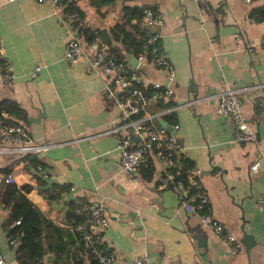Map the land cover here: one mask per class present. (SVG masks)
I'll use <instances>...</instances> for the list:
<instances>
[{"label": "crops", "instance_id": "0c3cea01", "mask_svg": "<svg viewBox=\"0 0 264 264\" xmlns=\"http://www.w3.org/2000/svg\"><path fill=\"white\" fill-rule=\"evenodd\" d=\"M263 3L113 0L96 13L86 0H74L88 27L99 30L115 22L122 4L162 13L163 21L154 29L174 78L168 82L148 62L141 64L139 74L144 85L158 81L172 87L166 102L174 108L157 121L177 125L172 133L183 156L198 171L211 215L240 242L238 251L229 254L197 215L179 207L172 190L162 184L161 179L170 173L167 167L177 171L179 156L171 154L164 161L149 158L153 165L149 178L139 173L147 158L133 172L121 169L114 136L105 132L121 119L118 108L104 95L105 77L88 67L92 44L81 38L78 57L69 65L63 59L67 35L51 5L0 0V45L14 74L9 87H0V102L13 105L30 139L48 144L31 156L50 177L41 178L43 184L36 186L34 163L26 160V164L15 161L9 170L17 186L30 185L26 197L65 230L54 250L44 249L41 264H93L87 245L70 231L66 217L68 203L78 200L101 206L108 223L93 231L105 251L126 262L141 255L147 264H264V208L255 203L264 193V170L249 169L258 158L264 160V104L256 100L259 94L264 97V86L238 96L254 141H234L227 119L215 112L220 87L264 84V47L246 52L231 36L236 31L243 39L261 35L264 20H254L250 10ZM111 44L122 49L117 42ZM187 100L194 101L183 105ZM161 108L149 101L148 110ZM52 184L64 188L46 200L38 188ZM6 216L7 210L1 209L0 255L5 264H18L15 242H7L2 226Z\"/></svg>", "mask_w": 264, "mask_h": 264}, {"label": "built area", "instance_id": "2783aa9c", "mask_svg": "<svg viewBox=\"0 0 264 264\" xmlns=\"http://www.w3.org/2000/svg\"><path fill=\"white\" fill-rule=\"evenodd\" d=\"M46 1L53 8L58 23L66 32L63 59L72 65L80 52L82 29L88 22L79 14L74 0H36ZM251 3L254 0H241ZM264 20V18L262 19ZM162 13L147 6H141L140 23L147 27L148 36L142 51L135 55L136 63L133 67L117 56L115 51L98 35H94L90 44L91 56L88 67L91 71L100 73L105 77L104 95L118 108L120 122L112 124L105 132L114 136V150L117 153L118 163L124 171H135L138 164L146 158L156 157L164 161L171 154L183 157V148L179 145L172 133L176 124H170L171 130L158 124L157 118L174 108L171 104L159 110H148L149 101L158 100L166 103L172 94V87L158 81L143 84L139 68L142 63L150 65L163 72L165 79L170 82L174 78V69L168 61L167 55L158 45L159 32L154 28L161 25ZM234 42L242 43L246 52L256 47H264V31L253 39H243L240 32L232 35ZM14 74L10 61L4 56L0 45V87L7 88L13 82ZM263 83H252L242 87H220L215 94V112L227 119L229 132L234 141H254L253 131L246 125L241 113L238 96L243 91L262 89ZM148 87L149 93L144 89ZM257 103L264 104V97L259 94ZM194 100H187L183 105L191 104ZM143 134V135H141ZM47 143H39L30 139L25 126L19 118L10 112H0V182L15 184L13 173L6 170L15 161L26 164L23 157L35 154L47 147ZM252 171L264 170V160L258 158L249 165ZM33 172L40 178L50 177L45 167L36 163ZM177 173V172H176ZM175 173H169L161 179L162 184L168 185L178 201V206L184 211L195 213L199 221L208 227L211 233L223 244L229 254H235L240 248L239 240L231 233L225 231L222 225L211 215L206 190L200 183L198 171L189 169L185 176L174 178ZM16 185V184H15ZM17 186V185H16ZM255 203L264 208V193L259 194ZM2 205L0 203V210ZM74 213L78 216L76 222L69 224L70 231L87 245L90 258L97 264H147L144 256L135 255L129 261L122 260L115 253L105 251L100 244L99 235L94 228H103L108 219L101 206L89 201H76ZM14 223H18L15 220ZM8 243H14L6 238ZM0 264H5L0 255Z\"/></svg>", "mask_w": 264, "mask_h": 264}, {"label": "trees", "instance_id": "16d2710c", "mask_svg": "<svg viewBox=\"0 0 264 264\" xmlns=\"http://www.w3.org/2000/svg\"><path fill=\"white\" fill-rule=\"evenodd\" d=\"M86 2L88 6L98 13L101 6L108 5L113 0H86ZM76 9L79 11L77 7ZM79 14L81 16L80 11ZM140 14L141 6L122 4L119 16L108 29L99 30L87 26L82 29V38L87 42H91L94 35H98L102 41L115 51L118 57L124 59L119 51V47L112 46V41L117 42L124 51L135 56L144 50L143 46L148 36L147 28L140 23ZM250 14L256 21L262 20L264 18V3L253 7L250 10ZM144 91L148 94L150 90L146 87ZM155 105L157 107H165L168 103L158 100L155 102ZM13 111L15 110L11 103L0 102V112L15 114ZM30 156V154H27L23 159L27 162H33V165H35L36 162ZM176 161L178 163L177 171H174L173 167L166 168L168 172L175 173L174 178L185 176V173L193 167L192 162L184 156L177 158ZM6 170H9V166ZM152 170V162L147 158L139 168L140 176L149 178ZM33 176L36 180V186L39 187L43 184L39 176L36 174H33ZM30 188V185L27 183L16 186L15 184L0 182V203L2 209L7 210V216L2 226L5 230L6 238L15 241L13 252L14 259L18 264H41L44 249L46 248L48 251L54 250L59 235H65V230L62 227L45 217L38 207L26 197ZM63 188L62 186L52 184L51 187L38 188V190L46 200H52L56 197L57 190H62ZM74 206L73 201L69 202L67 206L66 217L69 224L78 220V216L73 211ZM15 220H18V223H14ZM76 236L78 235L76 234ZM62 248V245L58 247V253L62 252ZM92 261L93 264H97L93 259Z\"/></svg>", "mask_w": 264, "mask_h": 264}, {"label": "water", "instance_id": "95a60500", "mask_svg": "<svg viewBox=\"0 0 264 264\" xmlns=\"http://www.w3.org/2000/svg\"><path fill=\"white\" fill-rule=\"evenodd\" d=\"M120 52L124 58V60L126 61V63L128 65H130L131 67H133L136 63V59H135V56L130 54V53H127L126 51H124L123 49H120ZM39 116V115H38ZM158 123L161 125V126H164L167 130H171V127L168 126V125H165L164 121L160 120L158 121ZM174 132V131H172ZM198 241V240H197ZM45 258H49V255H45Z\"/></svg>", "mask_w": 264, "mask_h": 264}]
</instances>
